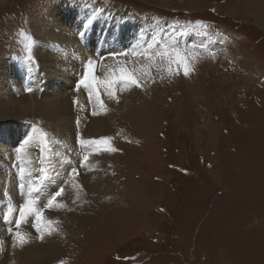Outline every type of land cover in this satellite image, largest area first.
I'll return each instance as SVG.
<instances>
[{"label":"rangeland","instance_id":"1","mask_svg":"<svg viewBox=\"0 0 264 264\" xmlns=\"http://www.w3.org/2000/svg\"><path fill=\"white\" fill-rule=\"evenodd\" d=\"M62 4L79 14L98 8L127 14L164 30L151 49H142L137 36L120 27L117 34L104 23L91 37L79 38L87 54L72 58L70 83L61 86L42 68L39 53L44 39L52 40L48 16ZM106 39L109 48L102 47ZM30 42L32 61L26 59ZM162 48L175 49L186 60L156 56ZM7 59V80L21 73V65L36 66L41 83L32 100L51 101L54 115L46 104L34 110L19 104L14 112L4 106L13 99L6 96L0 99V125L26 124L49 136L51 124L62 126L57 116L70 118L65 141L70 137L74 143L61 154L66 178L60 189L85 169L79 167L90 159L84 147L108 141L100 143L99 153L90 150L96 161L89 172H103L88 177L97 180L79 194L76 221L58 231L57 246L39 242L45 248L32 264H264V0H0V62ZM89 60L93 73L82 84ZM184 63L192 69L187 76ZM128 74L140 86L121 79ZM93 76L101 77L91 91ZM124 82L134 96L117 100L105 112L101 101L116 99ZM66 90L68 110L57 105ZM14 126L19 137L12 146H18L32 131ZM81 139L90 143L81 145ZM10 157L8 169L16 162ZM10 171L7 175L21 179L19 169ZM19 188L8 189V195ZM44 197L45 192L40 203L48 206ZM44 219L40 216V224Z\"/></svg>","mask_w":264,"mask_h":264},{"label":"bare ground","instance_id":"2","mask_svg":"<svg viewBox=\"0 0 264 264\" xmlns=\"http://www.w3.org/2000/svg\"><path fill=\"white\" fill-rule=\"evenodd\" d=\"M67 9L68 11L71 12V14L67 10H65L64 4L60 5L59 7L56 6V8L50 12L48 16L47 27L50 31L49 34L52 40L44 39L45 46L43 47V49L40 50L41 52L39 53L41 54L40 60L43 63L42 68L45 67L47 69V73L49 72L51 76H54L56 80L62 84L61 86L67 87L70 83V79H71L70 68L73 69L75 67V66L73 67L74 61L72 60V58L76 57L79 59L81 55L87 54V52L82 51L81 47L83 45L81 46L80 40L83 38L84 41L86 37H91L94 33V29H100L101 27H103L104 23L110 24V26H112L115 30H117V34L119 33L118 28L120 27L122 32L137 36L138 41L141 42L140 45L142 49L148 48L149 44L152 45L154 41L157 39V37L161 35V33L164 30V27H160V26L154 27L149 22L145 23L142 22V20H138V19L133 20L131 17L127 16V14L120 15L118 12L115 11H113L112 13H106V12H102V10L98 8L95 11L88 10L87 13L85 14H79L74 6H68ZM61 10H64L63 15L60 14ZM90 20L91 23H89ZM66 22H70V23L65 24ZM134 27H135V31H134ZM133 35L130 36L132 37V40H133ZM122 37L123 36L121 34L118 35V39L122 40ZM111 45H112L111 41L109 39H106V42L102 47L104 48V46H106L107 48H109ZM123 50L125 49L123 48ZM49 56H51L52 61L49 58ZM15 59L17 58H14V60ZM7 64H8V59L0 62V99L5 98L6 96L13 97V99L8 100L4 104V106L8 107V109L15 112L17 109H20L21 106L19 104L24 106L25 107L24 109L31 107L33 110L35 108H39L37 106L38 104L39 105L46 104L49 107L50 111L52 112L51 116H53L54 111L51 107L52 105L51 101L36 103L35 100H32V96L34 95L33 90H36L38 84L41 83L39 80L40 77L38 76V72L36 70V66H33L31 64H26V66L21 65L20 66L21 73L18 74L17 76H14L11 80H7V78L4 75V70ZM86 65L84 64V66ZM41 72L44 73L45 71L44 72L41 71ZM105 75L106 77L108 76L106 72ZM46 77L48 79V76ZM94 77H95V80L93 81L94 87L91 88V91L92 89L94 90L98 89L97 78L101 76H97V77L94 76ZM108 81H111V83H113L111 79H109ZM105 82H104V86H106ZM119 87L121 89V92L118 91L119 95L117 96L116 99L110 101L105 99L102 100L104 104L103 110L105 112H107L112 106V104L117 100H120L122 98L127 100L128 98L134 96L135 93L131 85H128L127 83L124 82V83H120ZM29 88H31V91H28ZM112 89H114V86L112 87ZM51 90L55 91V88L51 87ZM61 93L62 95L57 105L60 103L62 104V108L68 110V108L71 107V104H69L68 102L70 101L69 94L71 93H69L67 90L61 91ZM22 95H25L26 98L28 97L27 101L25 102L23 101ZM36 95L37 97H39L40 94L38 91H36ZM105 95L107 97H113L112 95L109 94H105ZM24 112L27 113V110H25ZM55 119L58 123L63 121L62 126H59L58 124L52 126L51 123L52 121H54V117H52L50 128L53 134L51 133L47 137L46 141H41L39 139L38 133L35 132L37 128L31 129L26 124L10 123V124L0 125V157H1L0 206L4 208V213L2 216H0V264H32L37 260L40 252L44 251L45 247L40 245V243L43 242V240H45V243L49 246H57L58 240L56 236L58 231H60L62 227L66 228L67 224L70 223V221L72 225V222H75L77 219L74 216V213L78 211V208L81 203V197L79 196V194H82L83 189L86 186V183H94L97 180L88 177H93L94 175L99 177L100 173L103 172V169L99 171H94L93 173L89 172L90 167L96 161V157L92 156L91 151L93 150L96 153H99L100 143L94 144L93 146L89 144L88 146L91 147H84V149L87 151L85 153L86 155L88 154L87 156H89L90 159L87 164L86 163L80 164L81 166L79 167L85 169L83 170V172H80V170H78V172H80L79 175H77L76 173L73 174L76 177L73 180V182L72 181L70 182L69 181L70 179L67 180L70 182V183L68 182L70 185L69 184H68L69 186L67 185L65 191H63V194L60 198L57 196L59 200L60 199L62 200L58 202L57 201L58 198H57L56 199L57 202L52 208H49L48 206L42 205V203H40L41 193L45 192V197L43 198V200L48 202L52 198L53 191L54 190L56 191V189L58 190L60 189L59 184H61L62 180L66 178L63 175L66 161L61 156V154L63 152L68 153L69 150L70 151L73 150L72 144L74 143V141L71 140L70 137L68 138V143L65 141L67 140L65 139V136L69 132L68 122L70 118H66V117L62 118V116H57ZM103 121L105 123L109 122L108 119H104ZM14 125H16L18 128L19 125L24 126L25 128L24 131H27L26 134L32 131L31 134L33 136L32 135L31 136L33 137V140L29 144L24 145L23 142L27 138V135H24L21 138L18 146H12V142H14L15 138L19 137L18 133L14 132L16 131V127ZM56 126L59 127L55 128ZM98 127L101 126L98 125ZM58 129L60 130L57 131ZM77 145L81 146L79 143ZM22 147L24 148L23 153L19 151V149ZM82 149H83L82 147L79 148V150ZM10 155L15 157L14 160H16V162L11 165L10 169H8L6 162L12 161ZM18 157L19 159H17ZM80 157L82 158V155H80ZM17 162H19L20 164L17 165L16 164ZM74 164L78 165L79 163L77 164V162L74 160ZM75 165H74V170L76 171L78 168ZM20 167H24L26 169L25 176L23 178L20 177L21 178L20 180H18L12 175H7L8 171H10L12 168L20 169ZM27 173H30V175H28ZM82 173L85 175V177L83 179H78L77 176H80ZM21 183L25 185L24 190L22 191L19 188L20 191L15 192L13 196H9L8 189H12L14 186H19ZM28 186H31L33 188H38L39 192H34L32 193L31 196H29L27 194ZM49 190H51L50 191L51 193H49ZM4 198L8 200L6 204ZM29 199L33 200L34 202L33 206L41 213V217L42 216L45 217L44 225H42L43 223L40 224V231L36 230L37 221L35 215L32 213H30L31 215L27 214L25 216V219L20 223L19 228L14 227L16 221L19 220L20 218L19 209ZM10 203H13L15 210V212L12 215H8L7 212L8 204ZM40 204L41 207H39ZM62 204H65V206H61ZM57 207H61L64 210L61 211ZM39 208H41V210H39ZM46 210H49L51 212L49 216H47V214L45 213ZM53 212H55L56 216L54 215ZM29 215L31 216V218L29 217ZM48 221L52 222L51 234H48L50 227L49 224L47 223ZM43 226L44 228H42ZM9 229H11V233L9 234V238H6V236H8ZM17 231L27 236V242L24 243L23 245H21L19 241L15 239L16 237L14 234ZM40 239L42 240L40 241ZM14 240L16 241L14 242ZM23 251H27L28 254L23 253ZM48 257H50L49 254H45V258L47 260H49ZM48 262L49 261H43V263H48Z\"/></svg>","mask_w":264,"mask_h":264},{"label":"snow or ice","instance_id":"3","mask_svg":"<svg viewBox=\"0 0 264 264\" xmlns=\"http://www.w3.org/2000/svg\"><path fill=\"white\" fill-rule=\"evenodd\" d=\"M89 23H91V20L89 21ZM153 47V45L149 44L148 45V48L151 49ZM147 51V50H145ZM27 57L26 59L29 60V61H32L34 60V57L32 56V44L31 42L28 44V47H27ZM143 54V53H141ZM156 56H171V55H174L177 59V61L179 62H184L186 60V57L182 56L181 53L179 51H176L175 49H173L172 51H170L168 48H162L160 51H158L156 54ZM93 64L94 62L92 60H89L88 63H87V73L85 74L84 76V79L81 80L80 82L83 84V83H86L88 80H89V77L92 76V73H93ZM192 69L190 68L189 64L188 63H184V75H189L190 71ZM93 81L95 80V77L93 76L92 77ZM121 79L123 80H126V81H130L131 83L135 84L136 86H140L139 85V81L136 80L134 78L133 75L131 74H128V75H125V76H122ZM107 84H111V81H106ZM28 91H31V88L28 89ZM111 94V93H110ZM101 107L103 108L104 107V104H103V101H101ZM95 114V113H94ZM37 132H39V139L41 141H46L47 140V137H48V133L44 132L42 129H36ZM33 140V137L32 136H28L25 140H24V145H27L29 144L31 141ZM108 141L107 140H102V141H99V143H107ZM81 145H87L89 144L90 142L89 141H86V140H83L81 139L80 141ZM91 143H97V141H92ZM110 151H115L116 149L114 148H111L109 149ZM19 151L21 153L24 152V148H20ZM88 157L85 156L84 157V160H87ZM75 171V170H73ZM19 174L21 176V178H23L26 174V169L24 167H20L19 169ZM28 175H30V173H27ZM19 187L21 188V190L23 191L24 188H25V185L23 183H21L19 185ZM34 192H39V189L38 188H33L31 186H28L27 188V194L29 196L32 195V193ZM63 192V189L61 188L56 194L55 196H53L49 201H48V207L49 208H52L55 204H56V196H59L61 193ZM10 199V197H9ZM34 202L33 200L29 199L28 201H26V203L24 205L21 206V208L19 209V220L16 221V227L19 228L20 226V223L25 219V216L27 214H34L35 215V218H36V221H37V230L40 231V216H41V213L33 206ZM14 209L10 206L9 209H8V215H12L14 213ZM49 224V233L48 234H51V225H52V222L51 221H48L47 222ZM9 231H11V229H9ZM15 237L16 239L19 241V243L21 245H23L24 243L27 242V236L23 233H20L19 231L15 232ZM43 238V237H41Z\"/></svg>","mask_w":264,"mask_h":264}]
</instances>
